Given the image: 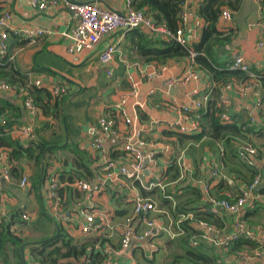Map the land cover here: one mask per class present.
I'll use <instances>...</instances> for the list:
<instances>
[{"label":"built area","instance_id":"built-area-1","mask_svg":"<svg viewBox=\"0 0 264 264\" xmlns=\"http://www.w3.org/2000/svg\"><path fill=\"white\" fill-rule=\"evenodd\" d=\"M104 0H92L90 3H75L68 0H30V7L43 11L46 8L60 6L67 13L71 27L62 37L66 40V52L75 60L81 52H96L97 63L103 67L113 66L114 57L118 54V45L123 35L134 28L142 27L155 38L174 41L180 46H185L196 38V33L201 29L200 21L187 27L186 2L180 4V25L174 32L154 25L144 15L143 11L135 10L131 0H122L121 13L105 10L100 7ZM257 18H263L264 8L261 0H252ZM10 17L8 12L0 16V26ZM219 20L225 23L230 20V12L225 8L219 13ZM220 23V22H219ZM252 27L247 24L246 28ZM256 29L264 35L263 24H258ZM12 35L23 39L33 40L35 37L46 34L35 29L12 30ZM118 34L117 42L100 47L103 38ZM7 32L0 34V57L5 54V38ZM256 50L262 55L261 69L264 73V36L256 44ZM194 53L188 51V66L180 73L167 75L168 65L146 63L143 66L123 63L127 83V92L119 98V103L114 111L100 114L86 128L88 139L87 150L97 159V171L89 180L76 179L72 183L60 182L54 176H49L45 181V196L49 207V215L60 224L61 228L77 244L84 245L82 264H136L134 255L150 260L157 254L164 240H171L181 236L179 223L191 220V214L181 215L176 220L170 218L168 211L158 205L157 195L166 201L172 200L166 188L174 186V193L179 194L181 188L192 180L193 170L186 160L183 150H176L175 143L172 150L158 151L161 147L157 143H148L142 138V129L135 111L131 116L126 108L127 98L135 99L138 95L140 83L152 79H162L164 90L179 88L199 79L198 73L193 69ZM122 64V63H121ZM230 70L239 71L246 75L245 81L231 80L220 89L217 107L220 111L219 120L227 122L228 98L227 93L235 90L239 95L251 94L255 98L253 107L259 109L261 99L258 93V77L249 70L243 56L233 50L229 56ZM132 69L136 74L128 71ZM128 71V72H127ZM105 76H112V68L105 69ZM32 85L39 88V80H34ZM0 91L22 92L21 107L28 118L33 119L38 114V108L33 99L24 94L22 89L12 90L11 87L0 82ZM52 99H57L64 93V88L56 85L48 88ZM151 92L148 93L150 95ZM191 98L186 104L177 106L178 117L170 123L163 124L167 132H175L185 136H193L200 132L198 125V112L206 102V96ZM170 103L173 101H169ZM172 104V103H171ZM205 107V106H204ZM6 120L0 117V126H5ZM159 121H152L148 128L157 126ZM16 136L24 143L33 141L34 130L30 124H22L14 128ZM174 139V138H173ZM112 144L111 152L106 144ZM8 152H0V188L10 180L7 160ZM163 153V154H162ZM238 157L247 165L252 166L255 149L248 143L240 144L237 148ZM175 167L176 176L169 179L166 174L168 164ZM29 171H22L18 179V187L22 189L28 179ZM210 181L218 183L224 179L219 165L209 168ZM109 184L107 188L105 184ZM204 202L208 212L212 215L227 213L232 217L228 231H220L206 224L190 225L197 228L199 234L190 235L187 244L196 248L200 243H207L215 248H222L232 240L239 238L252 241L256 247L246 254H238L232 264H262L264 261V229L253 231L245 226L241 219L242 210L247 202H251L257 189L264 184L261 174L255 175L253 180L239 189L237 196L231 201L206 196L207 181H202ZM72 189L78 195L71 194L68 198L66 188ZM59 189L64 191L60 194ZM141 190V191H140ZM142 192L145 194L143 195ZM7 212L0 208V223ZM29 215L23 213L20 222H28ZM14 225L9 232L14 233ZM226 232V233H223ZM16 233V232H15ZM95 260V262L93 261ZM36 264V263H31Z\"/></svg>","mask_w":264,"mask_h":264},{"label":"crops","instance_id":"crops-1","mask_svg":"<svg viewBox=\"0 0 264 264\" xmlns=\"http://www.w3.org/2000/svg\"><path fill=\"white\" fill-rule=\"evenodd\" d=\"M68 1L90 3L92 0ZM192 1L185 0L186 7ZM240 1L242 3L240 19L243 20V23L239 24L241 25L240 30L239 28L235 30L232 17L225 23H222L219 17L217 20V30L219 32H227L229 29H233L231 48L227 54L228 58L226 57L225 60L229 61L230 53L233 50H237L248 64L249 70L253 68L257 72L255 74L263 75L264 77L261 69L262 55L256 50V44L264 36L258 33L256 26L263 24L264 27V18H257L252 0ZM29 2L30 0H0V16L5 12L10 14L4 26H0V34L11 32L15 29L25 30V28H28L41 31L46 35L35 37L32 41H28L19 36L7 34L4 42L6 45L5 54L8 55V59L0 66L4 68L0 74L8 75L7 80L12 86V90H16L23 83L31 85L34 80H39L40 87L36 89H41L42 91L39 99L45 105L46 112L38 108L37 116L30 119L21 107L20 97L13 91H0V117L6 120L4 132L0 134V141L3 143V146L0 147V152H9L16 144L23 145V142L16 136L14 128L22 124H30L34 130L35 141H42L48 148L58 149L53 155L55 158L58 157L61 163L53 161L52 169H63L66 173L65 176L72 177L71 154L67 149L64 150L63 148L66 144H75L79 150L88 151L86 128L94 122L98 115L113 112L115 106L119 103L120 96L127 92L128 88L124 77L126 69L123 67V63L137 66H143L146 63H141L134 57L131 60L127 58L128 50L122 46L125 41L124 38L118 45L119 52L114 57L113 66L103 67L99 65L96 60V52H81L74 60L66 52L67 41L62 37V33H66L72 26L67 13L60 6L38 11L30 7ZM100 7L108 11L121 13L123 11V2L122 0H104ZM226 9L230 12L228 8ZM230 15H233L232 12H230ZM196 21L194 19L193 23ZM247 24L252 25V27L246 28ZM187 26H190L189 19L187 20ZM198 34L199 32L195 41ZM234 34H238V36L234 37ZM118 38V34L109 35L102 39L99 46L103 47L106 44L115 43ZM187 63L188 59L168 63L169 71L167 75L182 72L188 66ZM106 68H112V76L109 79L105 76ZM193 69L199 75L198 81L179 87L180 91L175 96L167 94L164 90L162 79H152L140 83L138 95L135 99L127 98L126 108L128 114L130 115L132 110L135 111L136 118L141 125L142 138L148 143L160 144L161 147H157L160 152L172 150L174 144H177L175 139L166 140L160 134L161 131H165L163 124L173 122L178 117L177 106L186 104L190 100L193 91L196 92V98L200 99L206 96L207 100L204 102V106L210 99L211 93L209 94V91L212 85H209L202 72L196 70L195 67ZM128 71L132 72L134 80H137L135 72L132 69H128ZM260 79L258 78V86L256 88L259 90L258 93L261 99L259 109L253 107L255 98L252 93L241 96L235 90H231L227 93V98L229 99L227 117L229 120L223 123L233 125L238 130L236 135L228 137L230 138L232 149H237L243 143L255 145V157L252 162L256 171L261 174V169L264 165V79ZM56 85L63 87L65 93L57 99H52L48 88ZM149 92H151L150 95H148ZM170 100L173 101L171 102L172 104L169 102ZM204 106L202 113L205 111ZM152 121H159V124L151 126L150 129L148 127ZM173 141L174 144L171 143ZM190 143H185L188 145V156L190 158L188 159L187 155L185 157L193 170V174L192 180L188 181L185 186L191 185L201 190L200 182L204 180V173L209 171L212 165L216 164L219 165L224 179L218 183L213 181L211 183L209 180L206 184L208 191L210 192V188H213L212 191L215 189L214 192H217L219 196L229 200L233 199L238 190L245 184L239 176L243 173V169L234 165L235 160H232L231 163H226L227 161H222L219 158V154L224 148L223 143L220 141H211L207 137H203L198 142ZM183 145H178L176 150L182 148ZM106 148L111 152L112 144L107 143ZM20 167L22 171H29L27 182L22 189L18 187L17 180L13 181L10 179L5 183L2 186L5 187V190L1 191L2 187L0 188V208H3L7 213L10 210L22 208L23 213L29 215L28 222L14 224V232L19 235V238L24 239L35 236L36 233L29 228L32 225L40 226L50 233L51 227L47 226L45 219L38 212L41 211L38 190L42 202H44L46 200L45 186L42 190L37 185L35 192L29 190V179L32 175L31 163L22 161ZM228 170L230 175L226 176ZM200 174L202 179L201 177L195 178ZM244 175H246L245 170ZM169 179L171 180V178ZM13 185H17V189L12 190ZM217 187L219 189H216ZM166 190L167 193L173 195L174 186L170 185ZM259 197L256 199H259ZM252 207L251 202H247L242 210L241 216L245 212L246 214L249 212L247 219L245 217V226H249V229L253 231L264 229V205L261 208L256 207L257 209L251 210ZM220 215L224 216V231H228L232 217L227 213H221ZM192 224L193 222L189 223V225ZM168 240L163 241L159 252L166 246L165 243ZM30 243L34 242L28 241L23 244L25 245L24 248ZM20 247L17 248L9 244L4 245L0 251V263L23 264L20 259ZM157 254L153 256V259ZM23 259L25 264H31L24 249ZM262 264H264V261Z\"/></svg>","mask_w":264,"mask_h":264},{"label":"trees","instance_id":"trees-1","mask_svg":"<svg viewBox=\"0 0 264 264\" xmlns=\"http://www.w3.org/2000/svg\"><path fill=\"white\" fill-rule=\"evenodd\" d=\"M193 1L191 2V4H193H190L191 6H187L186 14L187 20L189 19V25H192L194 19L200 21L201 29L196 41H189L183 47L174 41L165 40L163 38H155L144 28L138 27L127 31L124 34L123 38L125 41L122 46L128 50L127 58L129 60L134 57L141 63L152 62L156 65H165L172 61H184L188 59V51L194 53L192 61L195 69L202 72L209 82V85H212L209 91L211 96L205 105L204 113H202V109L200 112H198V125L200 132L193 136H185L175 132L167 131H161L160 134L166 140L174 138L177 144L180 146L186 142H198L203 137H207L211 141L217 140L222 142L224 148L219 154V158L222 159V161H227L226 163H231L232 160H235L234 165L240 169H243V173L239 175L241 180L245 183L243 186L248 185L253 180L255 175L258 174V171H256L253 165H247L238 157L237 149H232L230 138L228 137H233L236 135L238 130L235 129L233 125L222 123L219 120L220 111L217 107L218 96L223 84L231 80L242 82L247 79L245 74L239 71L230 70L228 68L229 61L225 60L231 48L233 29H229L227 32H219L217 30V20L219 13L221 9L224 8H228L230 12H232V21L234 22L235 30H238V28L239 30L241 29V25L239 24L243 23V20L240 19L242 3L240 0ZM182 2H185V0H131L132 7L135 10L143 11L144 15L147 16L154 25L162 27L171 33H174L180 25L179 13L181 11L180 4ZM261 5L264 8V0H261ZM7 34L10 33L7 32ZM237 36L238 34H234V37ZM27 40L29 41V39ZM7 59V54L2 55L0 57V66ZM187 64H189V62ZM2 70H4V68L0 67V72ZM250 71L254 72V74L257 73L253 68H250ZM255 75L258 78H261L260 80L264 79L263 75ZM7 79L8 75L4 73L0 74V82L9 85L12 88ZM36 88L37 87L33 86L32 84L30 85L23 83L22 86L16 89H22L24 94L30 96L33 99L37 108H40L43 112H46L45 105L42 104L39 99V95L42 94V91L41 89ZM15 94L22 99V96H20L23 94L22 92L19 93L16 91ZM4 129L5 126H0V134L4 132ZM171 143L174 144V141ZM2 146L3 143L0 141V147ZM63 149H67L71 154L72 177L65 176L66 173L63 169H52L53 161L61 163L60 159L58 157L55 158L53 155L58 149L48 148V146L42 141L33 140L24 143L23 145L16 144L14 148H12L6 154L7 160L11 164L9 167L10 179L13 181H18L22 171L20 167V163L22 161L31 163L32 175L29 179V190L34 192L37 189L41 164H43V174L40 180V189L42 190L44 188L45 181L49 176H54L58 181H64L67 183H72L76 179H91L97 171L96 157L88 151L79 150L75 144H66ZM254 157L255 155L253 158ZM244 170L246 175H244ZM229 173L230 172L228 170L226 176L230 175ZM166 174L171 179L176 176V171L173 164H168ZM201 176L202 175L200 174L195 178ZM16 186L17 185H13L12 190L17 189ZM210 189V192L208 189L206 190V196L228 201L232 200L224 198L223 196H219L217 192H214L215 189L213 191V188ZM216 189H219V187ZM2 190L4 191L5 187H2L1 191ZM63 191V189H59L58 193L61 194ZM65 191L69 193L68 198L71 194L78 195L76 191L69 189L68 187L65 189ZM142 194L144 195L145 193L142 192ZM257 197H259V199H256ZM157 198L159 200L158 205L162 208H165L168 211L170 218L173 220H176L181 215L191 214V220H184L179 223L181 236L177 239L170 241L168 240L165 243L168 248L171 245H176L178 249V253H172L170 264H232V261H235L238 254H248L253 250V248L256 247L252 241L239 238L237 240H232L228 245L222 248H215L212 245H208L207 243H200L196 248H191L187 244V239L190 235H198L199 232L197 228L191 227L189 225L190 222L195 224H206L214 227L217 230L223 231L225 225L223 222L224 216L210 214L208 212V207L204 202V193L202 192V189L200 190L198 187H193L191 185H187L182 188L179 194L173 193V195H171L172 200L170 201H166L158 195ZM263 198L264 184H262L254 194V199L251 200V204L253 205L251 210L261 208V206L264 205ZM42 204L45 211L49 213V207L46 200L42 202ZM23 212L24 211L22 208L19 210H10L0 223V251L6 244L19 248L28 241L36 242V244H27V246L24 248L31 263L82 264L80 259L83 256L84 245L80 247V245L77 244L78 241L73 240L72 237H70L55 220L56 226L58 227V234L55 238L49 240L48 238L54 235L55 228L47 216L42 213V211L38 212L45 219L47 226L51 227L50 233L46 232L44 228L37 225H32L29 227L30 230L36 233V235L32 238L26 237L21 239L19 238V235H16L17 233L9 232L10 226L16 223L20 224V216L23 214ZM247 214L245 212L244 215L241 216L240 220L244 223L247 219ZM247 227L249 228V226ZM16 253L18 255V251ZM152 259L146 260L147 264L153 263L154 259ZM93 261L95 262L94 259ZM0 264L5 263L1 262Z\"/></svg>","mask_w":264,"mask_h":264},{"label":"water","instance_id":"water-1","mask_svg":"<svg viewBox=\"0 0 264 264\" xmlns=\"http://www.w3.org/2000/svg\"><path fill=\"white\" fill-rule=\"evenodd\" d=\"M230 17H232V15H230ZM180 91V88H172V89H169L167 90V94L170 95V96H175L178 92ZM43 158V157H42ZM42 174H43V164H41L40 166V170H39V181H38V185L40 186V180H41V177H42ZM210 180V174H209V171H206L204 173V181H209ZM261 180H264V165L262 166V169H261ZM105 186L107 188H110L109 184H105ZM38 195H39V203H40V208H41V211L42 213L47 216V218L52 222L54 228H55V233L54 235L50 236L48 239H52V238H55L58 234V227L56 226V223L54 221V219L45 211L44 207H43V204H42V199L40 197V192L38 190ZM36 244V242H34ZM34 243H30V244H34ZM24 246L25 245H22L19 249L20 251V259L22 261L23 264H25L24 262V259H23V249H24Z\"/></svg>","mask_w":264,"mask_h":264},{"label":"rangeland","instance_id":"rangeland-1","mask_svg":"<svg viewBox=\"0 0 264 264\" xmlns=\"http://www.w3.org/2000/svg\"><path fill=\"white\" fill-rule=\"evenodd\" d=\"M29 41H32V40H29ZM249 145L252 146L255 149V145L254 146H253V144H249ZM186 148H187V150H186ZM180 150H183L185 155H187V156L189 155V153H188V145L187 144H184L183 147L180 148ZM189 158L190 157L188 156V159ZM192 166H194V165H192ZM173 252H177L178 253V249H177L176 245H171L169 248L167 246H164L162 251L157 254V256L153 260V263H151V264H170L171 255H172ZM134 260H135L136 264H147L145 259H142L139 255H136V254L134 255Z\"/></svg>","mask_w":264,"mask_h":264},{"label":"clouds","instance_id":"clouds-1","mask_svg":"<svg viewBox=\"0 0 264 264\" xmlns=\"http://www.w3.org/2000/svg\"><path fill=\"white\" fill-rule=\"evenodd\" d=\"M192 24H193V23H192ZM199 31H200V30H199ZM199 31H198V32H199ZM198 32H197V33H198ZM9 33H10V32H9ZM197 33H196V35H197ZM10 34H11V33H10ZM195 39H196V38H195ZM195 39H194V40H195ZM194 40H192V41H194ZM252 73H253V72H252Z\"/></svg>","mask_w":264,"mask_h":264}]
</instances>
